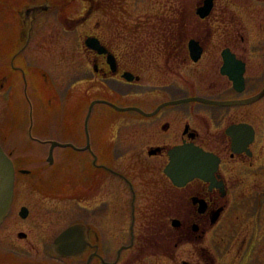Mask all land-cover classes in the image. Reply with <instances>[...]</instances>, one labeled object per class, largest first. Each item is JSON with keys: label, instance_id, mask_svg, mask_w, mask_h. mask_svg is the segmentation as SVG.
<instances>
[{"label": "flooded vegetation", "instance_id": "af4514ba", "mask_svg": "<svg viewBox=\"0 0 264 264\" xmlns=\"http://www.w3.org/2000/svg\"><path fill=\"white\" fill-rule=\"evenodd\" d=\"M219 2L230 7L226 17L216 11ZM250 5L262 8L258 6L264 0L185 3L182 21L173 23L167 38L156 40L166 52L162 65L151 63L161 55L119 54L118 40L97 37L104 54L83 42L85 53L73 60L68 86L75 99L68 129L62 128L68 141L33 138L45 146L42 161L53 168L46 173L49 178L37 171L41 167H17L0 142L15 170L13 199L0 223V264H174V250L182 247L192 255L178 264H218L224 243L218 225L231 205L241 207L249 187L264 184V93L247 101L264 91V37L249 27L243 34L231 33L226 23H236L234 9ZM26 8L20 15L31 21L30 27L22 22L29 31L19 37L28 40L32 21L42 12L32 18ZM221 27L228 29L225 39L215 31ZM12 69L21 73L26 94L27 79L21 69ZM125 72L133 75L131 81L122 77ZM152 72L151 78L161 83H147ZM37 74L40 81L34 73L35 78L30 77L32 89L45 91L47 110L61 119L49 120L42 128L60 130L59 91L44 72ZM95 91L101 95L93 96ZM110 93L160 99L118 105L108 99ZM189 98L232 103L180 101ZM103 101L141 111L118 110ZM50 114L42 117L51 119ZM32 116L30 105V121ZM53 142L70 145L52 148ZM178 147L210 155L207 180L194 177L176 185L186 180L183 166L177 175L164 173L170 151ZM57 148H68L70 154L56 159ZM68 168L70 183L62 186L60 171ZM143 186H151L146 201L141 200ZM259 203L264 204V198ZM69 227H74L71 246L55 250V240ZM242 261L243 256L236 264Z\"/></svg>", "mask_w": 264, "mask_h": 264}, {"label": "rangeland", "instance_id": "374dc122", "mask_svg": "<svg viewBox=\"0 0 264 264\" xmlns=\"http://www.w3.org/2000/svg\"><path fill=\"white\" fill-rule=\"evenodd\" d=\"M194 1L197 0H0V142L3 148L11 153L16 166L31 169L41 167L39 168L41 170L37 171L49 178V174L46 173L53 168L42 161L45 146L35 140L47 135L55 141H68L62 128L65 126L68 129L71 121L70 110L75 100L73 92L68 88L72 62L76 56L85 53L83 42L86 38L95 36L102 40H118L115 50L119 54L161 55L159 61L151 63L162 65L166 52L163 51L164 47L156 44V40L167 38L173 23L175 25L182 21V6ZM40 4L49 5L51 10L42 12L32 21L31 36L28 40L26 37L20 38L19 34L28 30V27L21 26V23L31 22L23 21L20 12L25 7ZM261 6L262 8L258 9L252 8L251 5L247 9H234L237 12L236 23L226 22L230 24L231 33L235 34V31H238L239 34H243L242 31H248L249 27L251 32L258 31L257 33L264 37L262 29L264 5L258 7ZM216 11L221 12L223 17H226L225 12L231 13L230 7H225L220 2ZM227 30L222 27L220 30L215 29L221 39H225L224 33ZM24 46L26 48L22 50ZM12 67L21 69L27 79L29 87L26 94L21 73ZM37 72H44L45 78L51 79L59 91L56 96L59 98V107L62 108L63 123L60 124V130L47 132L42 128L49 120L53 123L55 119H61L51 115L52 113L47 110L48 100L44 96L45 91L40 94L38 90L32 89L30 77L35 78L32 73L37 75L40 81ZM152 74L154 73H147L149 76L147 83L150 85L161 83L160 80L157 82L152 79ZM4 76L9 78L4 80ZM125 90L135 92L134 87H126ZM100 95L97 91L93 94ZM107 97L118 105L137 104L144 102L145 99L155 102L160 99L153 94L141 96L133 94L122 98L110 93ZM30 105L32 121L29 120ZM47 114L51 115V119L42 117ZM63 153L70 154V150L57 148L56 159ZM69 172V168L60 171V174H63L62 179L58 181L62 186L70 183ZM47 182L50 181L47 180L45 185ZM247 191L249 194L245 195L239 204L241 207L231 205L216 229L224 242L220 246L223 249L219 254L218 264H236L242 256L243 261L239 264L264 262V204H258V201L264 198V184L259 187L251 186ZM141 192L142 201L150 199L151 186H143ZM60 193L65 194L62 191ZM248 197L254 201L249 202ZM60 198H69V195H62ZM247 203L249 204L246 205ZM218 253L216 252L217 256ZM191 255L192 252L187 251L185 247L174 250V257L177 260L174 264Z\"/></svg>", "mask_w": 264, "mask_h": 264}, {"label": "water", "instance_id": "95a60500", "mask_svg": "<svg viewBox=\"0 0 264 264\" xmlns=\"http://www.w3.org/2000/svg\"><path fill=\"white\" fill-rule=\"evenodd\" d=\"M206 4L209 6V0H206ZM49 10V6L47 4H40V5H33L29 6L25 9V14L31 15L32 18L35 17L37 13L45 12ZM200 12V11H199ZM201 16L204 15L203 13H200ZM84 44L86 47L95 50L98 54H104L106 53L105 49L100 46L99 41L95 37H88L85 39ZM112 58H110V62L112 63ZM122 77L126 79L127 81H131L133 79V75L129 72H125L122 74ZM235 81V79L233 78ZM241 79L238 78V82H240ZM264 91H262L257 96L251 98L247 101H253L259 98ZM188 100H197V101H203L207 103H214L218 105H229L232 102L231 101H210L205 100L203 98H189L185 100L180 101H188ZM245 101V102H247ZM104 102V101H103ZM113 106L114 108L118 110H137L141 111L138 108L135 107H127V108H120L116 105L105 102ZM70 144H59L57 142L52 143V148L54 146H69ZM210 155L207 153H204L201 150L193 149V148H181L178 147L176 149H173L170 151V162L166 165L164 169V173L166 175L172 176V174L177 175L181 170L182 166L184 167V173L186 176V180L184 181H175L176 185H182L185 183V181L192 179L194 177H199L207 180V177H204L208 173V168L206 165V162L208 160V157ZM49 162H50V158ZM183 161V162H182ZM14 165L11 160V158L5 153V151L2 149L0 145V223L3 220V218L7 215L11 202L13 199V186H14ZM220 214V210L217 211L214 218H217ZM174 224L175 221L173 222ZM74 227H69L64 232H62L58 238L54 242V249L60 250L63 247H70L71 241H72V234H73Z\"/></svg>", "mask_w": 264, "mask_h": 264}]
</instances>
